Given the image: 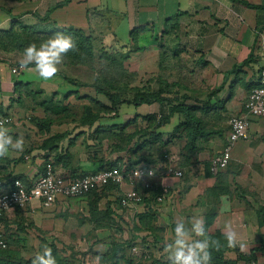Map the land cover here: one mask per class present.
Returning <instances> with one entry per match:
<instances>
[{"label": "crops", "instance_id": "1", "mask_svg": "<svg viewBox=\"0 0 264 264\" xmlns=\"http://www.w3.org/2000/svg\"><path fill=\"white\" fill-rule=\"evenodd\" d=\"M3 6L16 16L13 18L22 16L21 20L27 26L37 24L38 17L47 16L48 27L80 30L92 36L95 45L116 51L129 52L133 44L131 33L137 31L138 49L131 53L134 68L141 65L156 72L165 52L171 56L167 58L169 67L182 72L181 76L190 78L193 83V98L188 104L203 107L209 117L207 121L216 120L220 114L226 118V123L222 124L219 153L226 143L230 117L245 114L244 104L251 88L257 85L259 71L264 65V0H29ZM2 17L4 15H0V24L10 23V17ZM20 59V54H10L0 48V114L13 113L11 105L16 115L21 111L18 110L19 103L26 94L18 92L33 88V75L37 83H42V79L26 70L17 77L10 73L11 64ZM27 73L29 76L22 79ZM84 95L93 97L95 93ZM147 106L148 111L142 113L143 116H167L170 107L166 103ZM213 108L220 111L215 113ZM249 118V138L237 141L231 148L229 165L223 174L227 183L225 190L213 189L214 184L216 187L214 177L201 168L203 163L215 157H210L206 151L198 156L191 170L185 172L183 181L163 180L175 186H172L171 201L158 207L156 212L158 225L166 228L163 233L165 243H171V233L177 222L183 221L190 228L194 220L202 219L208 235L220 233L226 237L229 232L235 233L236 243L226 253V264L229 261L246 264L247 256L264 239V227L256 213L259 206H264V118ZM181 121V116L174 114L160 132L174 131ZM6 128L14 139L22 137L16 118L15 123ZM53 128L49 129L51 134L59 132ZM25 139L22 151L10 149L6 156L0 157V185L10 173L29 183V178L34 177L31 186L43 171L45 151L30 137ZM211 139L206 142V147L217 138ZM80 142L78 140L70 149L72 162L68 167L55 165L61 176L74 178L97 169L85 153L88 143H84L82 149ZM182 142L179 141L176 148L181 149ZM63 144L66 145L67 140ZM67 200L72 210L78 202L84 201L60 197L50 209L33 201L26 210L16 211L25 217L29 214L36 229L47 226L51 229L53 223L59 225L62 222L53 219V213L59 208L57 203ZM32 209L34 213H31ZM255 254L258 263L264 264V254Z\"/></svg>", "mask_w": 264, "mask_h": 264}, {"label": "rangeland", "instance_id": "2", "mask_svg": "<svg viewBox=\"0 0 264 264\" xmlns=\"http://www.w3.org/2000/svg\"><path fill=\"white\" fill-rule=\"evenodd\" d=\"M13 3H16V1L0 0V15H4V17L2 18L10 17L11 19L10 23L7 21L6 24H0L1 50H3L2 48L4 47L18 46L20 45V43V46L26 48L27 43L24 42V39H32L31 43H35L39 39V36L32 34L33 31L27 32L20 30L19 27H17L15 22L16 18H13L16 16H12L11 13L7 11L8 8H5V6H3L6 5V7H9ZM7 12H9V15L7 14ZM1 21L2 20H0V22ZM19 22H22L21 19L19 20ZM11 28H13L14 30H9ZM95 46L96 56L95 62L92 67L65 66L62 63L58 66L59 71L57 75L50 80H42V83H37L36 77L33 75L34 82L31 85L33 88H29L25 92L26 95L19 103L20 107L18 108V110L21 109V111L18 112L17 115L15 113L14 107L11 105V110H13L14 116L16 118V125L20 127L19 133L22 135L24 140H26V137H30V140L32 139L31 141L33 143L37 144V146H40L42 140L50 136V131L46 129L39 131V129L41 128L43 120H51L50 118L52 116L54 117L53 120L56 122H53L49 126L50 130L51 128L55 127L53 129L57 128V130L59 131L56 133L71 131L69 137L73 136L74 134L76 136L80 133V137L78 140H80L81 142H83L91 133H93L96 127H99L104 131H112L110 133H119L120 130L116 129V127H118V123L125 124L127 120L131 121L136 116L139 117L137 123L133 126L129 125L124 130V132L120 134L121 136L124 137V135L132 134L134 133L135 129L145 128L147 127V125H149L148 122L142 119V113L148 111V106L146 104H143L144 106L140 105L141 107H138L132 105L133 103L120 102L116 106L111 107V101L107 96H105L104 94H96L95 85L98 82V74L100 77V73H105V65L110 64L113 60L115 63H122V65H124V69L127 72V76L129 77V75H131L132 78L129 77L127 79H124V81L122 80L124 83L121 82V84L117 85V87L111 88L110 92L113 94L117 92H125L126 94L123 93L125 94V98L123 100L126 101L127 99L128 101H131L135 98L136 94H151L154 83H149V81H154L156 79L155 73L157 71L154 72L155 69L152 68H143L141 65L140 67L134 68L131 53L126 61L122 60L120 62L118 57H115L119 54H129L127 51H116L111 47L105 48L101 46L99 47L97 45ZM101 48L106 49V51L102 49L103 53H107L105 54L106 57H101L104 55L103 53L99 52V49ZM7 53H16L17 55L22 54V52L19 51ZM19 61H15V63L11 64L9 68L12 69L13 67L19 66ZM140 63L141 62H139V64ZM23 71L24 70L22 69L19 74L16 75V77L20 76V73L22 74ZM25 76L26 77L23 76L22 79L27 78L29 74L27 73ZM126 81L129 85L127 87V91H125L124 89L126 87ZM100 83L101 86L104 85V82ZM94 93L95 95L93 97H96L98 100L100 99L101 103L104 104V106L109 107L110 111L105 114L100 112L99 120H97L95 127L88 129L87 127L80 126L82 118L83 116H85V113L87 111L85 108L92 105V102L90 101V99H92L90 98L91 96H85L84 94ZM30 109H32V111H30ZM155 119L156 122L153 123V126H151L152 128L148 131L152 132L156 137L158 136L160 139L154 141L151 140L150 135L141 136L140 133H137L138 135H136L130 143L131 149L121 148L119 152H117V155H115L114 152L112 155L110 154V151L112 150L110 148H107L108 146L106 147L107 143H104V147L102 145V150L99 155H103V158H107V160L109 161L110 159H113L114 156H118L123 159L124 163H126L127 161L133 162L135 160L137 163H140L142 162V159L147 156L157 158L159 154H161V152L164 150L161 141L165 138L164 136L166 134H162L161 136L160 132H158L162 127L159 128V130H156L154 124H157L160 117L155 116ZM101 121H103L104 124H102ZM110 121H113L112 124H110ZM108 122L109 124H107ZM221 126L219 128H221ZM215 138L219 140L215 139L214 143H209L206 147V152L209 153L210 157L216 156L221 149V139L219 137ZM213 139L214 138H212L211 140ZM103 140L105 141V139ZM88 141L89 143H92L93 140ZM182 141H184V143L182 142L184 145L185 140ZM119 143L124 145V143H126L125 139L121 140V137H119ZM177 145L178 144L175 143L168 148L173 157H178V153L181 154L182 152V147H180L181 149L176 148ZM210 160L201 165V168H203V170H206L208 168ZM192 167H190L189 165L184 169L185 172L191 170ZM43 172L44 171L39 173L38 177H40ZM38 177L33 181V183L38 179ZM76 177L66 178L64 176V178L70 180H73ZM33 179L34 177H32L31 179L29 178L30 183ZM33 183L31 184V186L33 185ZM117 186L120 192L124 193L125 191H136L138 193L139 190H141L143 187V181L140 180L136 183H130L129 185L127 183ZM126 186L128 188L124 190ZM119 191L116 192V194L112 195V197L115 198L116 195L119 194ZM84 201H80L78 203L76 202L78 205L74 207V210H72V205H70V201L68 200L57 203V207L59 208L57 212L53 213V219L55 221H62L61 224L58 225L56 223H53V227L51 229L49 226L41 227V231L36 229V227L34 226V222H32L29 217V214H26L28 216L25 217L21 214V212L16 211L17 209L23 211L26 210L31 203L24 208H17L7 213L4 216L2 230L5 237H7L10 241L9 245L10 247H12V250L17 252L15 253L14 257L8 259L9 263L31 264L32 258H34L35 254L37 252L42 253L43 247L47 245V247L51 248L52 250V256L55 258L56 264H94V258L97 256L101 257L100 264H138L139 255H133V261L128 262L126 257H128L130 252L128 251V248L124 247L119 250V253L117 255L118 257L124 255V257H121L119 261L116 260V262L115 251L110 244H114V242L118 243L119 241L127 242L136 239L140 240L143 239V237L147 238L148 233L150 236L151 234L157 235L156 230L161 227L158 225L157 217H155L154 222L145 219L142 222L143 224H140L141 227L139 228L136 219L137 213L141 210L139 207H137L135 211L133 210V212L130 213L122 212L121 216L120 210L118 208V215H115L114 217L112 216L106 221L97 220L98 226L97 228H95V223L93 222L95 219H92V213L87 211V203L89 202V200L84 199ZM39 206L43 207L40 205V203ZM43 208L48 209V207ZM34 212L35 210L32 209L31 213ZM8 215H11V217H7ZM10 219H12L11 222ZM167 243L168 242L163 243L162 241H160V243L156 245V247L151 248V259L145 260L140 264H162V262L169 261L168 253L164 252V248ZM138 247L139 252L142 248H140V246Z\"/></svg>", "mask_w": 264, "mask_h": 264}, {"label": "trees", "instance_id": "3", "mask_svg": "<svg viewBox=\"0 0 264 264\" xmlns=\"http://www.w3.org/2000/svg\"><path fill=\"white\" fill-rule=\"evenodd\" d=\"M17 2H23L25 0H14ZM22 18V16L18 17L15 19L17 27H19L20 30L23 31H33L32 34L39 36V39L37 42V46H39L41 43L46 41L49 37L53 36L56 33H63L65 35H71L76 43V50L75 51H70L64 58H63V64L65 66H93L95 62V51H96V46L94 43V40L92 36L85 34L84 32L80 30H75V29H66V28H53V27H48L49 20L47 16H42L38 17L37 24L35 25H28L22 22H19V20ZM31 29V30H30ZM9 30H14L13 28ZM131 39H132V49L129 51L127 55H122L119 54L115 57H118L119 61L121 62L122 60L126 61L127 58L130 56V53L137 51V36L138 32L137 31H132L131 33ZM31 40L29 38L24 39V42L27 43V46L31 44ZM21 45V43H20ZM14 46V47H4L2 48L3 51L6 52H13V51H19L23 52V49L25 47L22 46ZM104 48L99 49L100 53H103ZM105 50V49H104ZM106 51V50H105ZM104 55L101 57H106L105 54L106 52L103 53ZM169 56L165 52L162 54V57L159 61L158 64V69L156 72V79L154 81H149V83H154V87L151 91V94H136L135 98L132 99L131 101H124L123 99L125 98L123 93H111V88L117 87V85L124 83V79L127 78H132L131 75L129 77L127 76V72L124 69V65L122 63L114 62V60L110 63L105 65V73L102 74L100 73V77L98 74V82L95 85V91L96 94H104L105 96L108 97V99L111 101V107L116 106L120 102H125V103H133L132 105L134 106H140L143 104L146 105H151L153 103H166L169 105V112L167 116H159L160 119L157 122V124H154L156 127V130H159L163 125L166 124V122L169 120L171 116L174 114H179L182 118V121L177 125L176 129L170 133H164L160 132L161 136L162 134H166L164 139L161 141L163 144L164 150L159 154L157 158L154 157H145L142 159V162L137 163L135 161H127L124 163L123 159H121L118 156H114L113 159L107 160V158H103V155L100 156L99 154L101 153V148L102 145L104 147V143L106 144L107 148H110L112 151H110V154L113 155V152L115 155H117L119 150L121 148H126V149H131V141L133 138L138 135L137 133H140L141 136L143 135H150L151 140H158L160 139L158 136L156 137L152 132H149L153 126V123L156 122L155 116L153 114H148L143 116V120L148 122L149 125L145 128H139L135 129L134 133L129 134V135H124L121 136L122 132L130 125L133 126L137 123L138 116H136L134 119L131 121H128L124 124H118V127L116 129L120 130V132L116 133H110L112 131H107V130H101L99 127H96L95 131L91 133L83 142H80V148H84V143H88L85 147V153L88 156V159L91 161L92 164L97 166V169L92 170V171H85L81 175L84 174H89V173H96L98 171L102 170H108V169H113L117 168L120 171H127L128 169L139 165V164H145L148 166H152L156 168L159 174L162 175L163 171L166 170V167L171 165L173 163L174 167L180 169L183 173L182 177L179 179H172L174 181H183L184 176H185V168H187L189 165L192 167L195 162L197 161L198 156L206 151V142L210 138H215V137H222L223 129H222V121L223 123L226 121L225 117H221V114L219 116H216V120L213 118L209 121L208 120V115L204 108H198L194 106H190L188 104V101L193 98L192 90H194L192 87L193 83L191 82L190 78H183L182 72H176V69H172L169 67V60L167 59ZM123 78V79H121ZM154 78V77H153ZM101 79V80H100ZM123 80V81H122ZM100 82H104V85L101 86ZM126 87L124 88L125 91L128 90V82L126 81ZM253 88V87H252ZM251 88V90H252ZM123 89V90H124ZM115 90V89H114ZM122 90V91H123ZM220 89H218L219 91ZM250 90V91H251ZM130 91V90H129ZM22 92V93H21ZM26 91H20L18 92L19 94H25ZM18 94V96H20ZM90 97V96H89ZM90 101L92 102L91 106H87L85 109L87 110L85 113V116H83L81 125L82 127H87L88 129L94 128L96 125L97 120H99V115L101 113H107L110 111L109 107L104 106V104L101 103L100 100H98L96 97H90ZM197 100V98H195ZM209 110V108H208ZM219 108L214 109L213 111L216 113L218 112ZM32 111V109H30ZM220 111V110H219ZM4 116H10L15 122V118L13 113L9 111L1 112ZM201 115V116H199ZM203 116V117H202ZM53 116L50 118L51 120L44 121L41 125V128L39 131L46 129L49 130V126L54 122ZM13 124V122H12ZM80 124V123H79ZM221 126V128H219ZM71 132V131H70ZM70 132H62V133H55V134H49L50 136L43 139L42 143L40 144L39 148L43 149L45 152L44 154V166H43V171L46 166L47 162H50L53 166H55L57 163L68 167L69 163L72 162V156L70 149L75 147L76 142H78V139L80 137V133L75 136H70ZM110 133V134H109ZM75 136V137H74ZM69 137V138H68ZM119 137L122 139H125L124 145L119 143ZM105 139V141L103 140ZM67 140V144L64 145V141ZM88 140H93L92 143H89ZM103 140V141H102ZM185 140V144L182 147V152L181 154H178V157H174L173 161L170 162L169 157H172L173 155L171 152L168 150V148L175 143H178L179 141ZM226 140V139H225ZM129 144V145H128ZM151 153V152H150ZM135 162V163H134ZM139 162V160H138ZM229 165V163H228ZM227 165V166H228ZM227 166L219 171L217 174H212L209 169V165L207 168V174L212 175L215 179L216 187L214 184V188L220 189V190H225L227 188V183L225 182V177L223 174L227 171ZM209 172V173H208ZM16 179H19L23 182L24 187L29 190L30 188V183L29 181H24L20 177H13L10 175V173L7 174L5 181L0 185V193L4 191H10L14 188V181ZM174 183H172L173 186ZM175 187V186H173ZM178 187V186H176ZM3 188V189H2ZM142 190V189H141ZM119 191V188L115 184H108L106 185L103 189L97 191H91L85 196L81 197L82 199L89 200L88 204V209L90 213H92L93 217L92 219H95L93 222L94 227L97 228V220H103L106 221L110 217H114L115 215H118L117 209L119 208L120 210V216L121 213L123 212H133L136 209L127 207L122 205V202L125 198L124 193L119 191V194L116 195L115 198L112 197V195L116 194V192ZM144 191V190H143ZM161 193V189L158 186H155L151 190H147L143 192V200L142 203L139 205V208L141 209L137 215L136 219L138 222L139 228L141 227L140 224H143L142 222L147 219L149 221L154 222L155 217H156V212L158 207H161L162 205H159L156 202V197ZM78 198V199H81ZM57 202V201H56ZM105 206V207H104ZM104 207V208H103ZM258 219H261L262 224L264 227V206L261 207L259 206L256 210ZM3 221L4 218L2 219V227H3ZM154 229V228H153ZM153 231V230H152ZM157 235L151 234V236L148 233L147 238L143 237V239H136V240H131L127 242L119 241L118 243L110 244L113 250L115 251V261L118 260L124 255H121V257L117 256L119 253V250L124 248H128V251L130 254L126 259L128 262L133 261V254L131 253V250L134 247L142 248V251H147L148 255L146 253H143L139 256V261L138 264L141 262H144L145 260L151 259V248L156 247L162 241L163 243L164 238H163V233L166 232L165 227H160L159 229L156 230ZM151 232V230H150ZM159 232V233H158ZM1 234L3 239L6 242V248H0V264H12L9 263L8 259H11L14 257L15 251L12 250V247H10L9 243L10 241L8 240L7 237H5L3 230L1 228ZM174 235V231L171 233ZM208 237L212 238L213 240L219 241V246L218 250L216 249V246H213L210 248V251L212 253V261L211 264H226L227 259L225 258L227 251L229 250V246L227 244L226 237L221 235L220 233L213 234V235H208ZM171 236L169 235L168 238ZM264 238V237H263ZM168 241V240H167ZM127 243V245H126ZM169 243V242H168ZM255 252H259L262 255L264 254V239L261 240V243L257 247V249L252 250L249 256H247V260H255L256 259V254ZM145 254V255H144ZM147 255V256H146ZM117 262V261H116ZM22 264V263H18ZM23 264H28V263H23ZM116 264V263H114ZM162 264H169V261L162 262ZM229 264H235L233 261H229Z\"/></svg>", "mask_w": 264, "mask_h": 264}, {"label": "built area", "instance_id": "4", "mask_svg": "<svg viewBox=\"0 0 264 264\" xmlns=\"http://www.w3.org/2000/svg\"><path fill=\"white\" fill-rule=\"evenodd\" d=\"M262 53L264 55V47ZM21 70L20 66H16L10 69V72L13 75H18ZM244 108L246 111L244 115L232 116L228 121L229 131L226 137L225 147L220 154L210 160L209 169L212 174H217L228 165L231 157V148L237 141L247 140L249 138V117L264 118V65L259 71L257 85L250 91ZM0 120L6 122L5 127L12 125V122L14 123V120L10 116L0 115ZM169 159L171 162L174 157H169ZM150 170L154 172V175H148ZM137 172L142 173V175H136ZM182 175V171L174 167L173 163L166 167L162 175L158 173L156 168L140 164L124 172L113 168L80 175L70 180L62 177L56 171L55 167L50 162H47L44 172L29 190L24 187L21 181L15 180L12 190L0 193V248H6V242L1 234L2 219L4 216L14 209L24 208L33 201H38L41 206L50 208L60 197L78 199L91 191H99L110 183L116 185L128 183L129 185L130 183H136L141 180L143 181L142 190H139L138 193L136 191H125V198L122 205L136 209L142 203L144 198L143 192L158 186L161 189V193L156 197V202L164 206L171 199L174 188L171 184L163 182V180L165 178L179 179ZM140 251L142 250L140 249ZM139 252L137 247L132 249L133 255L140 256L143 253L148 255L147 251H142L140 254ZM247 264L258 263L250 260Z\"/></svg>", "mask_w": 264, "mask_h": 264}, {"label": "clouds", "instance_id": "5", "mask_svg": "<svg viewBox=\"0 0 264 264\" xmlns=\"http://www.w3.org/2000/svg\"><path fill=\"white\" fill-rule=\"evenodd\" d=\"M75 50L76 43L71 35L56 33L39 46L36 43H31L24 48L19 66L21 69L34 73L38 78L47 81L57 75L58 66L63 63V58L70 51ZM30 65H34V67H30ZM5 123V121L0 120V157L6 156L10 149L22 151L24 146L23 137L14 139L4 126ZM136 175L141 176L142 173L137 172ZM148 175L152 176L154 172L150 170ZM170 239L171 243H167L164 248V251L168 253L169 264H211L212 253L210 248L216 246L218 250L219 246V241L207 236L202 219L194 220L190 228L186 227L183 221L177 222L174 235ZM226 240L229 247H234L236 243L235 233L229 232ZM100 260L101 257H95L94 264H100ZM31 264H56L51 248L45 245L42 253L37 252L32 258Z\"/></svg>", "mask_w": 264, "mask_h": 264}, {"label": "bare ground", "instance_id": "6", "mask_svg": "<svg viewBox=\"0 0 264 264\" xmlns=\"http://www.w3.org/2000/svg\"><path fill=\"white\" fill-rule=\"evenodd\" d=\"M226 144V143H225ZM225 147V146H224ZM222 152V151H221ZM231 153V152H230ZM220 154V153H219ZM231 158V157H230ZM248 261H250V260H248ZM248 261L246 262V264L248 263ZM255 261V260H254ZM257 262V261H256ZM258 263V262H257Z\"/></svg>", "mask_w": 264, "mask_h": 264}]
</instances>
